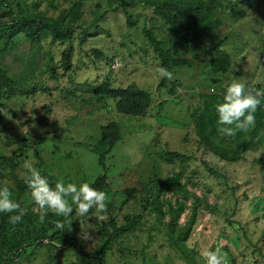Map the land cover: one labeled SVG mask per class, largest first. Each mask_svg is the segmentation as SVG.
<instances>
[{"label":"rangeland","instance_id":"rangeland-1","mask_svg":"<svg viewBox=\"0 0 264 264\" xmlns=\"http://www.w3.org/2000/svg\"><path fill=\"white\" fill-rule=\"evenodd\" d=\"M198 1L204 0L181 2ZM216 1L212 23L219 26L188 49L179 47L170 27L141 0H0V23L11 21L10 6L14 12L51 18L58 30L66 29L63 39L47 32L34 41L0 30V186L7 182L16 201L26 161L53 187L61 178L91 185L102 171L93 148L102 129L114 125L120 140L104 160L107 211L93 208L80 216L73 205L69 223L81 251L94 255L103 244L99 232L104 225L113 220L122 226L128 215L142 218L138 228L109 247L106 264H207L202 253L220 245L229 264H264V131H257L240 161L229 163L199 142L193 114L233 78L264 93V0ZM78 3L80 19L68 26L66 19ZM146 31L183 63L173 68L174 79L162 90L160 61ZM216 45L229 62L224 73L210 66ZM68 49L70 69L65 70ZM104 82L147 91L151 105L144 117L119 114L113 100L96 94L95 87ZM3 84L7 86L1 88ZM221 139L228 146L237 142L219 132L216 140ZM167 152L186 160H170ZM179 174L178 181H168ZM30 192L28 188L23 206L39 218ZM180 207L175 217L171 211ZM194 207V226L182 240ZM79 218L91 239L82 236ZM4 219L7 231L0 233V247L12 264H97L71 248L30 244L25 238L31 229L10 224L9 213H0V229ZM60 219L49 211L44 221L57 226Z\"/></svg>","mask_w":264,"mask_h":264},{"label":"trees","instance_id":"trees-1","mask_svg":"<svg viewBox=\"0 0 264 264\" xmlns=\"http://www.w3.org/2000/svg\"><path fill=\"white\" fill-rule=\"evenodd\" d=\"M131 1V0H127ZM144 4L149 6L153 13L162 19L165 25L171 29V34L178 42L179 47H186L190 49L195 43L202 41V38L209 35L215 26L218 27L219 23L213 22L212 16L216 9V0H204L198 1L193 4H182V0H141ZM181 2V3H180ZM80 3L75 4L71 9L66 22L70 26L72 23L77 22L80 19ZM9 15L11 21L0 23V30L3 32L12 31V34H23L28 40L34 41L42 33L52 32V34H58L63 39L65 30L57 29V22L51 18L43 17L40 14L28 13L20 10L14 12L10 6H8ZM62 33V34H61ZM146 38L149 44L152 46L153 52L157 54L160 61V67L166 68L172 73L173 68L183 66V63L177 59H174L168 51H164L159 41L155 38L154 34L150 31H146ZM214 57L210 60V66L213 72L224 73L227 65V56L223 50L220 49V45H216L211 49ZM70 55L71 50L68 49L63 54V64L65 70L70 69ZM169 80L162 78L158 84V90L166 88ZM7 86V85H5ZM4 84L1 88H5ZM3 91V90H2ZM7 93L6 90H4ZM94 92L99 96L113 100L115 102V109L119 114H124L133 117H144L147 110L151 105V97L145 90L139 89L136 85L131 84L125 88H112L107 82L95 87ZM225 91H222L220 95H211L208 100L203 102V108L196 109L193 114H197L195 119V133L199 139V142L204 144L205 148L212 152L215 156L223 161L229 163H235L242 159L244 154L249 148L251 141L257 136V131H264V98L261 99V105L255 113L256 122L252 129L247 132L238 131L234 138L237 142L234 145L228 146L223 144V139L217 141L216 136L219 133L217 119L218 114L215 111V105L218 102H223V95ZM202 99V97H200ZM101 140L94 146V154L98 155V162L102 167L101 174L91 184L97 190H102V184L106 181L107 174L104 167V160L106 154L109 153L110 148L114 147V144L120 140L119 134L114 125L107 126L101 131ZM96 152V153H95ZM166 157L170 160H179L183 162L186 160L185 156L177 152H167ZM205 164V163H204ZM205 169L214 174V171L205 164ZM180 174L169 179L170 183L178 181ZM18 195L17 202L24 208V199L26 197L28 186L25 180L17 182ZM186 193L184 189H181ZM152 209L156 214H161V209L154 202L152 203ZM182 208H178L175 211H171L176 216ZM192 213L183 228L181 235L182 240H186L196 220V207L192 209ZM16 213H9L13 215ZM82 218V217H81ZM77 219L76 223L80 225L82 219ZM73 214L68 219L61 217L60 222L63 223V228H58L54 224H47L46 221L40 222L35 213H27L18 224L26 225V230H32L25 238L28 243L32 242L37 244L38 247H46L49 245L53 248H71L78 251L82 256L90 257L97 264H106L105 253L111 245L116 243L123 235L134 231L141 225L142 218L139 215L125 216L124 224L117 226V224L111 220L107 226L104 225L99 232L103 238V244L99 251L94 255H89L82 252L77 239L75 238L72 230L69 228V223L72 222ZM176 221V220H175ZM0 233H6V220L1 221ZM46 226H44L43 224ZM111 230V232H110ZM27 233H24L26 235ZM30 235V236H29ZM31 244V243H30ZM25 246L22 247V250ZM20 251L16 252L14 256H18ZM7 262L12 264L10 256L0 247V264Z\"/></svg>","mask_w":264,"mask_h":264},{"label":"clouds","instance_id":"clouds-1","mask_svg":"<svg viewBox=\"0 0 264 264\" xmlns=\"http://www.w3.org/2000/svg\"><path fill=\"white\" fill-rule=\"evenodd\" d=\"M160 77L168 80L174 79L173 74L164 67L157 68ZM264 93L247 88L246 82L233 78L226 86L223 102L215 105L218 114L217 125L222 135L235 136L238 131L247 132L255 125V113L261 105ZM23 167L27 170L25 183L31 190L30 194L35 205L40 210L39 220L43 222L47 212L68 219L73 213V205L80 216L87 215L93 208L97 213L107 211L108 194L97 190L88 182L65 183L64 179L57 180L55 186L49 184L48 179L34 167L33 162L26 161ZM0 213H16L9 216L8 222L18 224L27 214V209L21 207L12 197V192L5 182L0 186ZM101 220L104 216L99 217ZM63 223L57 222L58 228H63ZM81 234L85 239H91L89 231L80 224ZM223 245L215 250H205L202 255L207 264H229L227 253L221 251Z\"/></svg>","mask_w":264,"mask_h":264}]
</instances>
